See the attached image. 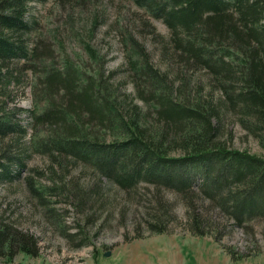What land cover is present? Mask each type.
Returning <instances> with one entry per match:
<instances>
[{"label":"trees","instance_id":"1","mask_svg":"<svg viewBox=\"0 0 264 264\" xmlns=\"http://www.w3.org/2000/svg\"><path fill=\"white\" fill-rule=\"evenodd\" d=\"M31 1L42 0H0V142L23 139L28 126L29 148L60 167L81 163L123 189L139 182L173 189L186 199L194 235L212 233L211 217L204 218L193 202L196 179L213 211L218 208L239 224L264 218V0H134L164 22L173 51L188 67L204 69L211 85L206 96L198 83L194 88L184 78L176 83L133 47L134 97L145 106L123 94L102 64L90 71L67 55L56 62L49 44L38 40ZM69 1L74 9L97 0ZM24 78L34 89L36 110L9 108L11 92ZM23 112L28 125L16 116ZM231 115L261 152L229 146ZM9 147L0 156V182L19 177L25 165V158L6 152ZM26 180L32 195L42 197L44 188ZM159 203V213L169 220V208ZM159 213L148 231L166 232ZM18 253L37 255V239L0 212V258L10 262Z\"/></svg>","mask_w":264,"mask_h":264},{"label":"rangeland","instance_id":"2","mask_svg":"<svg viewBox=\"0 0 264 264\" xmlns=\"http://www.w3.org/2000/svg\"><path fill=\"white\" fill-rule=\"evenodd\" d=\"M66 1H31L28 9L37 23L38 40L49 44L56 62L67 55L90 71L102 64L123 94L145 106L134 97L131 78L135 58L131 48L140 47L147 61L168 72L169 79L176 83L187 79L191 88L198 83L202 94L209 96L208 73L188 67L173 51L164 22L134 0H97L74 5V9ZM88 48L97 60L90 58ZM25 82L26 78L12 90L10 109L16 104L36 110L34 89ZM211 94L215 98L217 92ZM16 116L28 125L26 112ZM227 120V128L233 130L232 138H227L229 146L261 152L233 115ZM32 136L33 130L27 126L23 139L14 136L0 142V156L10 145L6 152L12 158H25L19 177L0 182V212L36 237L38 253H18L10 262L1 257L0 264H264V218L253 217L241 225L218 208L213 211L214 203L201 191L199 179L192 184V196L201 215L211 217L207 228L212 233L205 235L189 231L187 202L177 191L147 182L123 189L81 163L66 161L67 165L60 167L49 155L29 148ZM11 169L18 170L17 164ZM27 178L37 189L44 188L41 199L32 195ZM45 187L53 189L45 191ZM159 201L169 208L172 217L167 221L169 215L159 213ZM158 213L165 219L166 232L147 229L148 222L155 220L153 214Z\"/></svg>","mask_w":264,"mask_h":264},{"label":"water","instance_id":"3","mask_svg":"<svg viewBox=\"0 0 264 264\" xmlns=\"http://www.w3.org/2000/svg\"><path fill=\"white\" fill-rule=\"evenodd\" d=\"M107 255H109V254H108V252H107V253H105V256H107Z\"/></svg>","mask_w":264,"mask_h":264}]
</instances>
